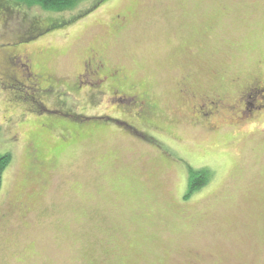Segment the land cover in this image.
I'll use <instances>...</instances> for the list:
<instances>
[{"label":"rangeland","instance_id":"obj_1","mask_svg":"<svg viewBox=\"0 0 264 264\" xmlns=\"http://www.w3.org/2000/svg\"><path fill=\"white\" fill-rule=\"evenodd\" d=\"M93 1L0 0V264H264V95L238 94L264 88V0H104L68 23ZM93 47L148 87L153 127L78 87ZM190 169L207 182L183 200Z\"/></svg>","mask_w":264,"mask_h":264},{"label":"flooded vegetation","instance_id":"obj_2","mask_svg":"<svg viewBox=\"0 0 264 264\" xmlns=\"http://www.w3.org/2000/svg\"><path fill=\"white\" fill-rule=\"evenodd\" d=\"M119 19L115 26V30L123 28L126 22L125 16H117ZM28 79L31 80V83L36 87L37 92L49 93L56 90L58 86H61V80L53 75H47L43 77V73L31 71L29 65L26 64ZM76 82L78 87L82 90L86 88L87 90L94 91L97 90L104 95H108L109 103L112 105H119V111L122 110L123 114L127 115L132 112L129 117L140 120L143 124L147 126L151 125V117L155 113L157 106L155 102L152 101L150 91L144 82H131L128 75L118 67H113L108 64L107 60L103 57L101 51L98 48H89L87 57L83 61L82 72L79 75H76ZM51 83H48V82ZM46 85L42 88L41 85ZM75 84V83H74ZM50 85V86H49ZM76 85V84H75ZM81 85V87H80ZM252 85V84H251ZM249 84L245 90H238L239 99L241 98L243 102L244 97L248 95L259 94L264 95V88H258L256 86L251 87ZM255 90V93H254ZM180 91L183 95L195 96L194 91H190L185 87H181ZM212 98V99H211ZM218 98V97H217ZM210 97L207 94L203 93L201 95V101H203L200 109L207 108L204 106V103L211 105L214 109L221 105L220 99ZM113 99V100H110ZM201 104V103H200ZM53 110V109H52ZM127 112V114H126ZM65 113V112H64ZM68 115L69 113H65ZM134 116V117H133ZM102 117H96L101 120L115 118L104 115ZM95 118V117H92ZM117 119V118H116ZM122 126V128L128 129L129 132H135L133 126L126 120H117ZM92 132V131H91ZM49 161H38L40 166L47 164ZM34 163V162H33ZM205 183H203L199 188L189 191L188 187L182 195L183 200H188L195 193V191L201 189ZM231 264H259L251 260L246 254H242L238 259H234Z\"/></svg>","mask_w":264,"mask_h":264},{"label":"trees","instance_id":"obj_3","mask_svg":"<svg viewBox=\"0 0 264 264\" xmlns=\"http://www.w3.org/2000/svg\"><path fill=\"white\" fill-rule=\"evenodd\" d=\"M17 4H23L26 7H39L45 12L51 13H62L67 10H72L80 0H15ZM104 0H94L88 7L80 12L79 15L71 16L67 21L68 23H72L79 18L85 16L86 14L90 13L92 9H94L98 4L102 3ZM10 5V4H8ZM51 24V23H50ZM49 24V25H50ZM62 25V24H61ZM60 24L52 23L51 28L55 27L58 28ZM10 162V156L6 153L0 154V182H1V175L8 163ZM207 171L204 170H189L187 175V187L188 192L193 191L199 188L203 183L206 181Z\"/></svg>","mask_w":264,"mask_h":264}]
</instances>
